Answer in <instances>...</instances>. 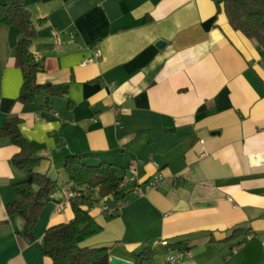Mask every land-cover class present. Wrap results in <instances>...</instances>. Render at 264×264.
Wrapping results in <instances>:
<instances>
[{"label": "crops", "instance_id": "obj_1", "mask_svg": "<svg viewBox=\"0 0 264 264\" xmlns=\"http://www.w3.org/2000/svg\"><path fill=\"white\" fill-rule=\"evenodd\" d=\"M223 1L24 0L43 65L37 81L53 88L28 102L16 64L24 33L0 26V128L20 118L43 157L37 170L58 181L29 241L24 218L7 211L29 171L14 166L17 147L0 136V264H52L45 231L73 218V201L103 228L78 244L107 246L111 257L134 262L136 249L152 246L163 250L157 264L178 250L153 245L167 240L193 252L167 264H264V49L232 27ZM78 153L119 169L127 182L117 199L70 181L64 162ZM158 174L165 181L146 190ZM68 188L78 196L59 210ZM120 198L126 205L109 216L104 206Z\"/></svg>", "mask_w": 264, "mask_h": 264}, {"label": "trees", "instance_id": "obj_2", "mask_svg": "<svg viewBox=\"0 0 264 264\" xmlns=\"http://www.w3.org/2000/svg\"><path fill=\"white\" fill-rule=\"evenodd\" d=\"M223 5L232 27L255 40L264 49V0H224ZM218 7L221 8L220 4ZM0 26H16L24 33L17 47L16 59L24 77L19 99L23 102L33 101L44 89L53 91V88L43 86L37 81V74L43 69V65L36 60L31 50L37 37V29L24 0H6L0 3ZM0 136L10 137L17 147L12 158L14 166L29 171L27 179L13 185L18 198L7 205V211L9 215H20L24 218L22 233L29 241H34L40 213L58 181L37 170L43 157L37 147L24 136L20 118L7 119L0 128ZM86 157L83 153L66 157L64 169L70 181L97 186L103 197L113 195L117 199L124 181L119 169L108 162L89 164ZM81 200L87 203L85 197ZM72 208L74 216L69 222L46 229L42 244L43 254L52 264H110L109 247H83L78 244L77 236L91 237L99 234L103 228L89 210L82 207L81 202L73 201ZM169 248L190 249L186 241L169 244ZM156 254L152 246L140 247L134 251V264H147Z\"/></svg>", "mask_w": 264, "mask_h": 264}, {"label": "built area", "instance_id": "obj_3", "mask_svg": "<svg viewBox=\"0 0 264 264\" xmlns=\"http://www.w3.org/2000/svg\"><path fill=\"white\" fill-rule=\"evenodd\" d=\"M56 34H58L56 32ZM102 55L100 50H97L94 53V57H90L88 59H86L83 64H89L92 63L94 61V58H100ZM202 143H204V140L201 141ZM206 155V151L205 148L203 147L202 152H201V156H205ZM129 170L131 171V173L135 176H139L140 174V169L136 166V165H131L129 167ZM165 181V178L162 174H158L155 175L152 179H150L147 183H146V190L152 189V188H156L157 186H159L160 184H162ZM127 181H123L122 186L124 185V183ZM68 191V200L65 203L59 204L58 209L59 210H64L65 206L68 205L69 203V199L71 198H75L78 196V193L75 191L70 190L69 188L67 189ZM121 191V189L119 190V192ZM126 205V200L124 198H120L118 200H116V205L111 207L109 205H105L104 206V211L109 215V216H115L118 213L121 212L123 206ZM264 244V241H263ZM153 245L157 246V245H163V246H168L169 242L167 240H154L153 241ZM193 257V252L191 249H187V250H176V251H172L168 254L167 259L165 261L159 262L157 264H167V263H176V262H180L182 260H185L187 258H192Z\"/></svg>", "mask_w": 264, "mask_h": 264}, {"label": "water", "instance_id": "obj_4", "mask_svg": "<svg viewBox=\"0 0 264 264\" xmlns=\"http://www.w3.org/2000/svg\"><path fill=\"white\" fill-rule=\"evenodd\" d=\"M164 44H165V42L161 40L157 43V46L162 47V45H164ZM110 264H134V262L127 260V259H124L122 257L112 256L110 258Z\"/></svg>", "mask_w": 264, "mask_h": 264}, {"label": "rangeland", "instance_id": "obj_5", "mask_svg": "<svg viewBox=\"0 0 264 264\" xmlns=\"http://www.w3.org/2000/svg\"><path fill=\"white\" fill-rule=\"evenodd\" d=\"M163 251V250H162ZM160 248L157 247L156 249V256L153 260L149 261L147 264H156V261L158 259V256H160V253L162 252Z\"/></svg>", "mask_w": 264, "mask_h": 264}]
</instances>
